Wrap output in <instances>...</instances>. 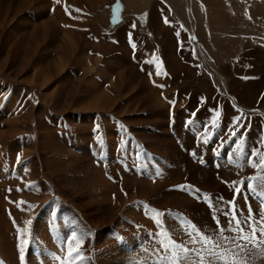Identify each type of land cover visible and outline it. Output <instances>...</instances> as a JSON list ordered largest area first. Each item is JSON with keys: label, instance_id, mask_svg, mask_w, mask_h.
Wrapping results in <instances>:
<instances>
[{"label": "rangeland", "instance_id": "obj_1", "mask_svg": "<svg viewBox=\"0 0 264 264\" xmlns=\"http://www.w3.org/2000/svg\"><path fill=\"white\" fill-rule=\"evenodd\" d=\"M113 1L0 5V188L13 190L0 193V233L6 219L12 233L9 240L0 234V264H62L69 247L79 249L83 264H151L162 231L155 220L180 242L188 239L182 216L211 233L214 215L227 226L228 202L236 199L243 214L239 201L247 212L249 205L260 209L239 180L255 176L264 158V0H120L124 20L109 29ZM62 29L74 32L76 42ZM30 34H37L30 36L37 48L24 61L18 39ZM87 70L106 86L86 83ZM40 81L51 93L47 100ZM48 135L63 146L49 143ZM91 140L111 145L113 153ZM241 142L238 158L233 150ZM252 149L259 154L256 168L248 162ZM214 154L223 156L218 161ZM67 156L76 162L72 168ZM97 179L111 182L104 187ZM107 188H114L111 196Z\"/></svg>", "mask_w": 264, "mask_h": 264}, {"label": "snow or ice", "instance_id": "obj_2", "mask_svg": "<svg viewBox=\"0 0 264 264\" xmlns=\"http://www.w3.org/2000/svg\"><path fill=\"white\" fill-rule=\"evenodd\" d=\"M165 23H168L166 19ZM133 47L135 46L133 45ZM232 136L235 137L236 132H233ZM237 150H239L238 158L244 155L243 142L237 145V149H234L233 152H237ZM228 155L231 159L232 154ZM258 155L257 150L252 149V154L248 157V162L253 168L257 167ZM259 163L261 170L255 176L241 181V184H247V191L254 195L259 194L262 206V212L259 215L253 212L251 206H249L247 214L244 215L238 210L235 200H233L229 202V209L223 213L227 219L226 227L215 216L216 229L211 233L190 221H185L181 227L188 239L180 242H177L167 230L163 229L162 220L157 219L155 222L161 224L162 231L158 234L160 238L156 241L158 247L150 253L151 264H254L257 255L262 258L261 264H264V158H260ZM178 187H181V190H186L183 186ZM235 190L237 193L241 191L239 187ZM204 195L207 200H211L208 194ZM164 215V213L157 212V216L163 217ZM27 223L31 224V221ZM24 231L26 233L27 229ZM66 239L70 245L77 237L73 233ZM21 243L28 244L29 241L22 240ZM57 259L59 258L57 257ZM83 260L84 257L78 248L69 247L62 264H83ZM143 264H148V261H144Z\"/></svg>", "mask_w": 264, "mask_h": 264}, {"label": "bare ground", "instance_id": "obj_3", "mask_svg": "<svg viewBox=\"0 0 264 264\" xmlns=\"http://www.w3.org/2000/svg\"><path fill=\"white\" fill-rule=\"evenodd\" d=\"M120 2H121V1H120ZM262 2H263V1H262ZM121 4H122V3H121ZM0 5H2L3 8H5L6 10H8V8H9L10 6L13 5V0H0ZM68 6H69V5H68ZM122 6H123V4H122ZM17 7H18V6H17ZM0 8H1V7H0ZM61 8H62V7H61ZM123 9H124V7H123ZM4 12H5V11H4ZM222 12H223V11H222ZM122 13H123V10H122V12H121V18H122ZM63 19H65V18L63 17ZM3 22H4V18L2 17V18H0V24L3 23ZM71 22H73V21H71ZM73 23H75V22H73ZM73 23H72V24H73ZM78 23H79V22H78ZM78 23H77V24L75 23V24L78 25ZM75 24H74V26L72 25V26H73L72 29L74 28L75 30H76V29L78 30L79 27H78V28H77V27L75 28ZM69 25H70V24H69ZM65 26H66V25H65ZM81 28H82V27H81ZM79 29H80V28H79ZM68 30H70V29H68ZM68 30L65 31V30L62 29L61 32L63 33V32L65 31L66 33L64 32L63 34H62V33H60V34H62L63 36H65V34L67 35ZM221 30H223V29H221ZM78 32H80V31H78ZM207 32H208V31H207ZM71 33H74V32H71ZM71 33H70V32L68 33V34H69V35H68V36H69L68 38H71V39L73 38V40H74V35L71 34ZM76 34H77V33L75 32V36H76ZM70 35H72L73 37H70ZM78 35H79V33H78ZM81 35H82V34H81ZM30 36L36 38V37H37V34H36V37L34 36V34H30V35H28V36H25L24 39H25L26 41H23L22 39H18L19 44L22 46V49H21V53H20V54L22 55V54L24 53V51H26L25 54L22 55L24 61H25V60H28V59H29V54H30V52H31L33 49H36V48H37L36 43L30 44L31 42L34 41V39H32ZM54 38H55V37H54ZM57 38H58V37H57ZM64 38H67V37L65 36ZM79 38H80V37H79ZM52 39H53V38H52ZM236 39H237V38H236ZM54 40H55V39H54ZM237 40H238V39H237ZM74 41H75V40H74ZM74 41H73V42H74ZM75 42H76V41H75ZM75 42H74V43H75ZM50 43H51V42H50ZM235 43H236V41H235ZM235 43H234V44H235ZM75 44H77V43H75ZM232 44H233V42H232ZM232 44H231V46H232L231 48H233V45H234V44H233V45H232ZM45 45H46V44H45ZM208 45H209V44H208ZM237 45H238V44H237ZM40 46H41V45H40ZM42 46H43V45H42ZM229 46H230V45H229ZM73 47H74V46L72 45V48H73ZM209 47H210V45H209ZM74 48H75V47H74ZM74 48H73V49H74ZM227 48H228V47H227ZM74 50H75V49H74ZM210 51H211V50H210ZM227 51H228V50H227ZM40 56L43 57V55H40ZM69 56H70V55H69ZM45 57H47V56H45ZM44 59H45V58H44ZM217 59H218V58H217ZM47 60H48V59H47ZM54 63H55V62H54ZM77 63H79V62H77ZM84 63H85V62H84ZM116 63H118V64L120 65V63H119L118 61H117ZM116 63H114V66H115ZM43 64H44V62H43ZM118 64H117V65H118ZM46 65H47V63H46ZM46 65H45V66H46ZM56 65H57V64H56ZM56 65H55V67H58V65H57V66H56ZM78 65H79V66H82V65H80V64H78ZM83 65H84V64H83ZM85 65H86V68H87V66H88L87 63H86ZM110 65H111V64H110ZM27 66H29V65H27ZM118 67H120V66H118ZM81 69H82V68H81ZM84 69H85V68H84ZM206 69H207V68H206ZM90 71H91V70H87L86 74L88 75V74L90 73ZM96 73L100 74L98 71H97ZM108 73H109V72H108ZM117 73H118V72H117ZM117 73H116V74H117ZM93 74H94V72H93ZM110 74H112V73H110ZM91 75H92V73H91ZM91 75H88V76H87V79H86V77L84 78V81H85L86 83H94V84L99 85L100 87H104V86H106V85H103V84L101 85V84H100L101 82L98 80V79L100 78V76H99L98 79L96 80L95 76H91ZM102 75H106V74H102ZM117 75H118V74H117ZM108 76H109V74H108ZM96 77H97V76H96ZM104 77H105V76H104ZM106 77H107V76H106ZM115 77H116V76H115ZM107 78H108V77H107ZM227 78H228V77H227ZM103 79H104V78H103ZM109 79H110V78H109ZM100 80L102 81V79H100ZM103 81H104V80H103ZM103 81H102V83H103ZM40 82H41V81H40ZM104 84H105V83H104ZM135 85H136V83H135ZM137 85H138V84H137ZM41 86H42V87L44 86V88H43V99L47 100V99L51 96V93L49 92L48 86H46V82H44V81L41 82ZM140 88H141V87H140ZM131 89H132V88H131ZM134 89H135V88H134ZM143 89H144V88H143ZM140 90H141V89H140ZM146 90H147V89H146ZM133 91H134V90H133ZM143 91H144V90H143ZM149 91H150V90H149ZM223 91H224V90H223ZM146 92H147V91H146ZM131 93H133V95H135L137 92L135 93V91H134V92L131 91ZM147 93H148V92H147ZM141 94H143V93H140V96H142ZM131 95H132V94H131ZM131 95H130V97H131ZM138 95H139V93H138ZM145 95H146V94H145ZM135 96H136V95H135ZM140 96H139V97H140ZM147 96H148V95H147ZM149 96H150V95H149ZM128 97H129V96H127V99H130V98H128ZM132 97H133V96H132ZM137 97H138V96H137ZM135 98H136V97H135ZM142 98H143V97H142ZM145 98H146V97H144V99H145ZM132 99L135 101L134 98H132ZM137 99H138V98H137ZM137 99H136V100H137ZM140 99H141V98H140ZM142 100H143V99H142ZM145 100H146V99H145ZM147 100L150 101L149 99H147ZM126 101H127V100H126ZM130 101H131V99H130ZM140 101H141V100H140ZM140 101H138V102H140ZM129 103H130V102H129ZM131 103H132V102H131ZM141 103H143V102L141 101ZM141 103H139V104H141ZM144 103H145V101H144ZM144 103H143V104H144ZM146 103H147V102H146ZM146 103H145L144 105H146ZM157 103H161V102L158 100ZM139 104H138V105H139ZM143 104H141V105H143ZM149 104H150V103H149ZM161 104H162V103H161ZM144 105H143V107H144ZM158 105H159V104H158ZM162 106H163V105H162ZM146 107H147V105H146ZM117 108H118V106H117ZM139 108H140V110H141L142 107H140V105H139ZM165 108H167V107H165ZM119 109H120V108H119ZM160 109L162 110L163 108H160ZM122 110H123V109H122ZM144 110H145V109L142 108L141 112H143ZM149 110H150V109H149ZM161 110H160V111H161ZM166 110H167V109H166ZM166 110H165V111H166ZM163 111H164V109H163ZM165 111H164V112H165ZM154 112H155V111H154ZM154 112H153V113H154ZM123 113H126V112H123ZM123 113H122V114H123ZM153 113H152V114H153ZM159 113H160V112H159ZM159 113H157V114L159 115ZM161 113H162V112H161ZM157 114H156V116H157ZM162 114H163V113H162ZM162 114H161V116H162ZM163 115H164V114H163ZM150 117H152V116L150 115ZM147 118H149V117L147 116ZM150 119H152V118H150ZM138 120L140 121V119H138ZM146 120H147V119H146ZM107 121H108V120H107ZM19 122H20V121H19ZM19 122H18V123H19ZM105 122H106V121H105ZM108 122H109V121H108ZM143 122H144V121H143ZM145 122H148V121H145ZM82 123H83V122H82ZM106 123H107V122H106ZM110 123H111V122H110ZM80 125H81V124H80ZM148 125H150V124H148ZM84 127H87V125H86V126L84 125ZM89 127H90V126H89ZM92 127H93V126H92ZM109 127H110V126H109ZM143 128H144V127H143ZM110 129H111V128H110ZM145 133H146V132H145ZM147 133H148V132H147ZM149 133H150V132H149ZM107 134H108V133H107ZM114 134H115V133H114ZM139 134L141 135V132H140ZM142 134H143V133H142ZM84 135H85V134H84ZM96 135H97V134H96ZM96 135H95V136H96ZM116 135H117V134H116ZM148 135H149V134H148ZM151 135H152V134H151ZM108 136H109V135H108ZM118 136H119V135H118ZM78 137H80V136H78ZM138 137H139V136H138ZM142 137H143V135H142ZM45 138H46V137H45ZM76 138H77V137H76ZM80 138H81V137H80ZM82 138H83L82 140H85V139H84V136H82ZM110 138H111V137H110ZM112 138H113V137H112ZM144 138H145V136H144ZM148 138H150V137H148ZM47 139H48V142L51 143V144H52V142H54V144H60V142H61L58 138H54L53 136L50 137L49 135L47 136ZM61 139H63V138H61ZM65 139H67V138H65ZM86 139H87V138H86ZM88 139H89V138H88ZM94 139H95V138H94ZM96 139H97V138H96ZM96 139H95V140H96ZM97 140H98V139H97ZM116 140H117V138H116ZM116 140H115V141H116ZM152 140H153V139H152ZM154 140H155V138H154ZM156 140H157V139H156ZM156 140H155V143L157 142ZM65 141H66V140H65ZM67 141H68V139H67ZM67 141H66V142H67ZM70 141H71V140H70ZM72 141H73V140H72ZM76 141H77V139H76ZM85 141H87V140H85ZM85 141H82V142L84 143ZM89 141H90V140H89ZM167 141H168V140H167ZM63 142H64V141H63ZM82 142H81V144H82ZM159 142H160V141H159ZM163 142H165V140H163ZM61 143H62V142H61ZM73 143H74V141H73ZM91 143L94 144L96 147L100 148V151H101V152L103 151L104 154H105V152H109V151H110V154L113 153V151H112L113 149L111 148V147H112L111 145H110L109 147L106 146L107 148H106V147L104 148V147L102 146V144H99V143H101V142H99V143L97 144V143H95L94 141L91 140ZM150 143H152V142H150ZM150 143H149V145L152 146L151 149H155V147H154L152 144H150ZM160 143H161V142H160ZM77 144H78V143H77ZM84 144H85V143H84ZM87 144H88V143H87ZM87 144H86V145H87ZM171 144H172V143H171ZM64 145H65V143H64ZM74 145H75V144H74ZM74 145H73V146H74ZM107 145H108V144H107ZM157 145H158V144H157ZM165 145H167V143H166ZM165 145H163V146H165ZM62 146H63V143H62ZM66 146H67V145H66ZM79 146H80V144H79ZM84 146H85V145H84ZM155 146H156V145H155ZM160 146H162V145H160ZM169 146H170V145H169ZM172 146H173V144H172ZM69 147H70V146H69ZM80 147H81V146H80ZM158 147H159V146H158ZM173 147H174V146H173ZM173 147H172L173 151H176V150H174L175 148H173ZM220 147H221V146H220ZM82 148H83V144H82ZM162 148H164L165 151H167V149H166L167 147H166V148H165V147H162ZM170 148H171V147H170ZM30 149H31V148H30ZM46 149H47V148H46ZM111 149H112V150H111ZM160 149H161V147H160ZM164 149H163V150H164ZM172 149H171V150H172ZM64 151H65V150H64ZM66 151H67V150H66ZM169 151H170V149H169ZM170 152H171V151H170ZM199 152H200V151H199ZM205 152H206V151H205ZM28 153H29V152H28ZM11 154H12V153H11ZM26 154H27V153H26ZM29 154H30V153H29ZM99 154H100V153H99ZM104 154H103V155H104ZM172 154H173V153H172ZM174 154H175V153H174ZM220 154H221V153H220ZM5 155H6V154H5ZM221 156H223V155H221ZM4 158H5V157H4ZM67 158H68V156H67ZM69 158H70V157H69ZM69 158H68V159H69ZM71 158H72V157H71ZM71 158L69 159V161H67V165L70 166V167H71V165L75 162V160H73V159H71ZM220 159H221V157H220ZM1 160H2V159H1ZM1 160H0V162L3 163V165H4V162H5V161L2 162ZM213 161L215 162V160H213ZM7 162H8V161H7ZM1 163H0V164H1ZM75 163H76V162H75ZM171 163H172V162H171ZM173 164H174V163H173ZM173 164H172V168H173ZM75 165H76V164H75ZM170 165H171V164H170ZM6 166H7V165H6ZM175 166H176V165H175ZM211 166H213V165L211 164ZM4 167H5V166H4ZM170 167H171V166H170ZM176 167H177V166H176ZM185 167H186V166H185ZM0 168H3V167H1V165H0ZM71 168H72V167H71ZM180 169H181V167H180ZM182 169H183V168H182ZM185 169H186V168H185ZM1 170H2V169H1ZM175 170H176V169H175ZM171 171H172V169H171ZM173 171H174V169H173ZM178 171H179V168L177 169L176 172H178ZM180 171H181V170H180ZM180 171H179V172H180ZM85 172H86V171H85ZM0 173H1V171H0ZM88 173H89V172H88ZM88 173H87V174H88ZM10 174H11V173H10ZM71 174H72V173H71ZM213 174H214V173H213ZM2 175H3V174H2ZM89 175H90V174H89ZM87 176H88V175H87ZM91 176H92L93 178L96 177V176L98 177L97 174H91ZM111 176H112V175H111ZM76 177H77V176H76ZM97 177H96V178H97ZM115 177H116V176H115ZM115 177H114V178H115ZM85 178H88V177H85ZM114 178H113V179H114ZM83 179H84V178H83ZM89 179H90V178H89ZM89 179H86V180H89ZM99 179H100V177H99ZM111 179H112V178H111ZM120 179H121V178H119V180H120ZM76 180H77V179L75 178L73 184H74V186H75V188H76L77 190L80 189V191H81V187L79 186L80 188H78V185L75 183ZM93 180H94V179H91V181H93ZM97 180H98V179H97ZM100 180L103 181L104 179L102 178V179H100ZM98 181H99V180H98ZM114 181H115V180H114ZM114 181L112 182L113 184H114ZM121 181H122V180H121ZM121 181H120V183H121ZM209 181H210V180H209ZM1 182H2V181H1ZM8 182H9V180H8ZM99 182H100V181H99ZM105 182H106V181H105ZM105 182H103V183L100 182V183L104 185ZM110 182H111V181H108V183H106V184H109ZM116 182H118V181H116ZM122 182H123V181H122ZM124 182H125V181H124ZM10 183H11V182H10ZM12 183H13V182H12ZM96 183H97V181H96ZM212 183H213V182H212ZM7 184H8V183H7ZM106 184H105V185H106ZM115 184H116V183H115ZM123 184H124V183H123ZM3 185H4V184H3ZM8 185H9V184H8ZM30 185H31V184H30ZM98 185H99V184H98ZM105 185H104V187H105ZM0 186H1V185H0ZM107 186H109V185H107ZM114 186H115V185H114ZM126 186H127V185H126ZM82 187H83V186H82ZM93 187H94V186H93ZM101 187H103V186L101 185L100 188H101ZM111 187H113V186L111 185ZM127 187H128V186H127ZM127 187H126L125 189H127ZM207 187H208V186H207ZM6 188H9V187L6 186ZM83 188H84V187H83ZM83 188H82V189H83ZM98 188H99V186H98ZM100 188H99V189H100ZM120 188H121V187H120ZM122 188H123V187H122ZM210 188H211V187H210ZM212 188L214 189V187H212ZM212 188H211V189H212ZM9 189H10V188H9ZM72 189L74 190V188H72ZM72 189H70V190L72 191ZM95 189H96V188H94V190H95ZM107 189H108V188H107ZM208 189H209V187H208ZM6 190H7V189H6ZM11 190H12V188L10 189V191H11ZM101 190L103 191V188H102ZM113 190H114V188H113V189L111 188L110 191H109V189H108L109 192L106 191V194H108V195H109V193L111 194V192H113ZM116 190H117V188H116ZM206 190H207V189H206ZM10 191L7 190V191H5V193L8 192L7 194L9 195V192H10ZM12 191H13V190H12ZM80 191L78 192V194L81 193ZM83 191H84V190H83ZM87 191H91V190H87ZM87 191H86V192H87ZM125 191H126V190H125ZM174 191H175V190H174ZM208 191H210V190H208ZM211 191H212V190H211ZM98 192H99V191H98ZM98 192H97V193H98ZM107 192H108V193H107ZM170 192H171V191H170ZM0 193H4L3 186H2V188H0ZM5 193H4V194H5ZM87 193H88V192H87ZM100 193H102V192L100 191ZM117 193H118V192H117ZM175 193L177 194V192H175ZM212 193H213V191L211 192V194H212ZM10 194H12V192H11ZM14 194H15V193H14ZM72 194H73V193H72ZM102 194H104V192H103ZM112 194H115V193H112ZM161 194H162V193H161ZM169 194H170V193H169ZM95 195H96V194H95ZM108 195H107V196H108ZM164 195H165V197H166V199H164V200L166 201V200H167V193H165ZM201 195H202V193L200 192L199 196H201ZM212 195H214V194H212ZM5 196H7V195H5ZM11 196H12V195H11ZM98 196H100V198L103 200V198H102L101 195L98 194ZM104 196H105V194H104ZM107 196H106V197H107ZM109 196H111V195H109ZM109 196H108V197H109ZM158 196H159V195H158ZM160 196H163V195H160ZM177 196H178V194H177ZM177 196H176V198H177ZM93 197H94V196H93ZM113 197H114V196H113ZM169 197H173L172 193H171V195L168 196V198H169ZM238 197H239V196H237V198H238ZM13 198H14V196H13ZM89 198H90V197H89ZM118 198H120V197H118ZM163 198H164V197H163ZM176 198H175V201H176ZM180 198L182 199V196H181ZM180 198H178V201H176V202H182V201H179ZM11 199H12V198H11ZM104 199H105V198H104ZM107 199H108V198H107ZM173 199H174V198H173ZM81 200H82V199H81ZM183 200H184V199H183ZM235 200H236V199H235ZM105 201H106V199H105ZM120 201H121V200H120ZM122 201H123V200H122ZM122 201H121V202H122ZM175 201H174V202H175ZM101 202H102V201H101ZM103 202H104V201H103ZM174 202L172 201L171 204L173 203L172 205H174V204L177 205V204L174 203ZM4 203H5V202H4ZM117 203L119 204L120 202H117ZM122 203H124V201H123ZM111 204H112V203H111ZM180 204H182V203H180ZM6 205H7V204H6ZM6 205H5V206H6ZM120 205H121V204H120ZM131 205H132V204H131ZM178 205H179V204H178ZM57 206H58V205H57ZM122 206H123V205H122ZM93 207H94V206H93ZM128 207H129V206H127V208H128ZM131 207H132V206H131ZM239 207H241V208L244 210V215H246V214H247V211H246L245 207L243 206V202H242V201H239ZM0 208H1L0 210L3 212V210H2V209H3V203H0ZM123 210H124V209H123ZM128 210H129V209H128ZM89 211H90V210H89ZM253 212H254L255 214L259 215V214L262 212V210H261V209H258V211H257V210H256V211L253 210ZM130 213H132V212L130 211ZM3 215H4V214H3ZM3 215H2V217H1L2 219H3ZM88 216H89V215H88ZM214 216H215V215H214ZM221 216H222V215H221ZM223 218H224V217H223ZM212 220H213V219H212ZM4 221H5V220H4ZM91 221H92V218H91ZM93 221H95V220H93ZM213 221H214V220H213ZM9 224H10V223H8V220L6 219V228H5V231H4V236L1 234L2 232L0 233V234H1V237H4V238H2L3 240H5V238H6L7 240H9V239H10L9 235L12 234V233L10 232V231H11V227H10ZM0 225H1V224H0ZM93 225H94V224H93ZM207 225H208V224H207ZM39 226H40V225H39ZM209 227H211V226L209 225ZM214 227H215V226H214ZM91 228H92V227H91ZM100 228H101V227H100ZM208 229H209V228H208ZM208 229H207V230H208ZM213 230H214V229H213ZM46 231H47V230H46ZM64 233H65V232H64ZM64 233H62V234L59 233L58 235L56 234L58 237H57V236L55 237V242L58 241L59 243H61L59 240H60L61 237H63V234H64ZM93 234H94V233H93ZM93 234H92V235H93ZM79 235H80V234H79ZM99 235H100V234H99ZM103 237H104V236H103ZM53 238H54V237H53ZM10 241H11V240H10ZM2 242H3V241H2ZM53 242H54V241H53ZM102 242H103V241H102ZM100 244H101V243H100ZM111 244H112V243H111ZM5 245H6V244H5ZM10 247H11V246H10ZM76 247H77V246H76ZM110 247H111V246H110ZM12 248H14V244H13V247H12ZM4 249H5V248H4ZM10 249H11V248H10ZM106 249H107V247H106ZM109 249H110V248H109ZM111 249H112V248H111ZM8 250H9V249H8ZM98 251H99V250H98ZM108 251H110V250H108ZM12 252H13V251H12ZM112 252H113V251H112ZM13 255H14V254H13ZM13 255H12V256H13ZM108 255H109V254H108ZM101 256H103V255L101 254ZM103 257H104L105 259L108 257V256L106 255V251H105V254H104ZM35 258H36V257H35ZM16 259H17V258H16ZM258 259H260L259 262H260V264H261L262 258H261L259 255H257V256L255 257L254 264H258V263H255ZM12 260H13V259H12ZM17 260H18V259H17ZM17 260H13V261H12V262H13L12 264H17V263H16ZM36 261H37V260H36ZM10 262H11V261H10ZM37 262H38V261H37ZM18 264H20V263L18 262Z\"/></svg>", "mask_w": 264, "mask_h": 264}, {"label": "water", "instance_id": "obj_4", "mask_svg": "<svg viewBox=\"0 0 264 264\" xmlns=\"http://www.w3.org/2000/svg\"><path fill=\"white\" fill-rule=\"evenodd\" d=\"M123 10V6L120 0H115L110 7V18L109 25L111 28L120 24L122 22L121 12Z\"/></svg>", "mask_w": 264, "mask_h": 264}]
</instances>
